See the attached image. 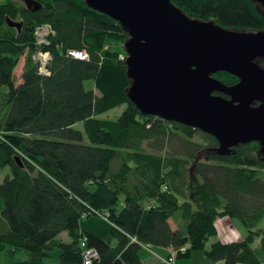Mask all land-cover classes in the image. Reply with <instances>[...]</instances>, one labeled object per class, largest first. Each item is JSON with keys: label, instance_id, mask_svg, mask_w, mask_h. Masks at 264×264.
I'll use <instances>...</instances> for the list:
<instances>
[{"label": "trees", "instance_id": "obj_1", "mask_svg": "<svg viewBox=\"0 0 264 264\" xmlns=\"http://www.w3.org/2000/svg\"><path fill=\"white\" fill-rule=\"evenodd\" d=\"M5 1L0 169L8 167L12 176L0 183V253L15 259L23 251L16 264H52L46 260L58 250L54 264H82L85 239L97 256L93 264H143L152 253L179 261L195 251L213 264H263L259 143L221 157L213 136L140 114L127 95L128 30L85 0H29L28 7L26 0ZM171 3L191 19L226 30L264 31V13L251 0ZM44 25L54 32L40 49L51 55L46 77L32 61L39 49L34 31ZM69 50L86 52L88 61L70 58ZM258 64L264 68V59ZM212 77L228 88L238 83L224 72ZM123 105L116 119L98 118ZM77 123L88 144L72 128ZM92 212L107 214L112 226L106 238L80 230ZM225 216L247 230L242 241L216 240L215 221ZM64 232L68 243L59 239Z\"/></svg>", "mask_w": 264, "mask_h": 264}, {"label": "water", "instance_id": "obj_2", "mask_svg": "<svg viewBox=\"0 0 264 264\" xmlns=\"http://www.w3.org/2000/svg\"><path fill=\"white\" fill-rule=\"evenodd\" d=\"M251 1L264 13V0ZM85 3L128 30L127 95L140 114L213 136L221 157L254 142L264 156V68L258 64L264 59V31L226 30L194 20L171 0ZM219 72L238 83L226 87L212 77Z\"/></svg>", "mask_w": 264, "mask_h": 264}, {"label": "rangeland", "instance_id": "obj_3", "mask_svg": "<svg viewBox=\"0 0 264 264\" xmlns=\"http://www.w3.org/2000/svg\"><path fill=\"white\" fill-rule=\"evenodd\" d=\"M23 63H24V59H21V64L20 65H22ZM14 75L16 76V81H18V78L20 77L19 76L20 75V68H19V70L15 71ZM125 108H126V106L123 105L122 107L112 109V111L107 112V113H104V114L100 115L98 118L101 119V120L102 119H106V120L116 119L117 117L120 116L121 112H123V110ZM72 128H74L75 130H77V134L80 136V138H82L81 139V142L82 143H85V144H88L87 139L82 135V133H83L82 124L81 123H77ZM11 176H12V174L10 173V170H9L8 167L7 168L0 169V183L5 178L11 177ZM93 214L94 213L92 212V214H90L89 216H87V218L82 219L79 222V224H83V223L86 222V224L84 225V227H87V228L89 227V228H91L93 230H98L101 233H103V230H105L107 228V232H106V236H107L108 235V232L110 231L111 226H112L111 223H109L107 221L108 220L107 218L104 219V217H106L107 214L106 215L105 214H99V213H97L95 215H93ZM235 222H237V220ZM237 223L239 224V222H237ZM171 225H173V224H171ZM238 227H240V226H238ZM58 254H59V251L58 250H55L54 253L51 255V258L47 259L46 262H49V263H52V264L57 263V255ZM193 256H194L193 258L196 259L199 262L200 261L201 262L202 261L203 262H209L206 258H204L202 252L195 251L194 254H193ZM24 258H25V254H24L23 251L21 253H19L15 259L14 258L9 259L8 257L4 256L3 253H0V264H7V263H14V264H16V263H19L20 261H22V259H24ZM2 259H4V260H2ZM179 261L180 262H184V260H179ZM160 262H163V261L160 259ZM173 264H177V263H175L173 261Z\"/></svg>", "mask_w": 264, "mask_h": 264}, {"label": "crops", "instance_id": "obj_4", "mask_svg": "<svg viewBox=\"0 0 264 264\" xmlns=\"http://www.w3.org/2000/svg\"><path fill=\"white\" fill-rule=\"evenodd\" d=\"M4 2H5V0H0V4H3ZM24 58L25 57H23V59ZM23 64H22V68L24 67ZM236 220L228 218L226 216L223 218H218L214 224V228L216 229V232H217L216 237H215L216 240H218L222 244L237 243L239 241H242L243 238L247 235V230L243 227V225L240 223V221L237 220V222H239L240 225L237 222H235ZM85 224H86V222L83 224H79L81 231H83V232L86 231V232L92 233L94 235H98L102 238L107 237L106 236L107 228L105 230H103V233H101L98 230H93L89 227L88 228L84 227ZM169 224H170V227L173 228V225H171L172 223L169 222ZM238 226H240V227H238ZM59 239L63 243L64 242H66V243L70 242V237L65 232L59 235ZM152 254H153V256L150 259H148L147 261H145L144 264H163L162 262H160V259H161L160 256H158L157 254H154V253H152ZM193 254L190 256V258L184 259V262L175 261V260H174V262L177 264H213L210 261L209 262H203V261L199 262L193 258L194 257ZM2 260H4V259H2ZM161 260H163V258ZM261 260H262V263L264 264V257ZM7 264H14V263H7ZM216 264H223V263L217 262Z\"/></svg>", "mask_w": 264, "mask_h": 264}, {"label": "built area", "instance_id": "obj_5", "mask_svg": "<svg viewBox=\"0 0 264 264\" xmlns=\"http://www.w3.org/2000/svg\"><path fill=\"white\" fill-rule=\"evenodd\" d=\"M35 43L37 47L39 48L34 52L32 55V61L34 65H37V72L39 75H42L44 77L50 76L49 66L51 62V55L48 52H42L40 51L41 48L49 45V37L53 36L54 32H52L51 28L48 25H44L42 27L37 28L35 31ZM67 56L74 60H81V61H88L89 54H87L84 51H73L69 50L67 51ZM124 56H120L119 60H124ZM166 190V188L164 189ZM107 218L104 217V219ZM85 239H83L80 243V246H82V264H93V262L97 259L96 253L94 250L87 248L85 246ZM185 248L181 249V252H183ZM163 264H173V257L168 260H162Z\"/></svg>", "mask_w": 264, "mask_h": 264}]
</instances>
